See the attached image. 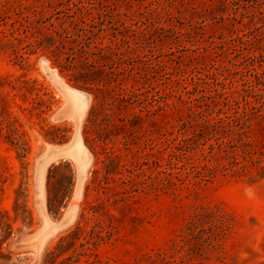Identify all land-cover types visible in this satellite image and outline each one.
I'll return each mask as SVG.
<instances>
[{"label": "rangeland", "instance_id": "1", "mask_svg": "<svg viewBox=\"0 0 264 264\" xmlns=\"http://www.w3.org/2000/svg\"><path fill=\"white\" fill-rule=\"evenodd\" d=\"M94 1L113 5L142 51L143 82L126 87L150 115L134 131H146L145 151L161 164L145 175L172 187L122 196L116 174L105 185L83 136L93 92L47 50L20 62L1 46L0 264H264V115L245 105L263 88L254 77L264 73V0ZM49 71L87 95L79 125ZM77 143L87 164L79 186L78 160L60 152ZM168 146L180 148L174 169Z\"/></svg>", "mask_w": 264, "mask_h": 264}, {"label": "trees", "instance_id": "2", "mask_svg": "<svg viewBox=\"0 0 264 264\" xmlns=\"http://www.w3.org/2000/svg\"><path fill=\"white\" fill-rule=\"evenodd\" d=\"M154 12L156 17L160 16L156 10ZM119 18L113 5L107 3L102 6L94 0H56L52 3L47 0H0V47H16L14 57L20 62L25 60L24 55L37 49L47 50L59 68L73 73L77 84L89 87L93 92L90 94L91 102L96 106H90L83 136L93 157L104 169L103 183L108 185L109 176L116 174L119 176L113 180L119 187L116 194L126 196L141 192L157 195L172 186L164 184L158 178V172L154 178L151 174L145 175L147 170L157 171L161 164L157 159L150 160L152 153L145 151L154 150L153 140L146 137V131L141 127L134 131L142 121V114L149 116L150 111L139 99L140 95L126 87L130 81L134 84L143 82L144 78L134 68L135 58H140L142 51L134 42L135 36L128 34V27L121 24ZM108 29H112L110 34ZM248 54L252 63L262 58ZM254 79L256 86L263 88L254 92L255 106L250 102H245V105L262 116L264 73ZM143 85L139 91L144 89ZM98 95H101V100ZM131 107L137 108L138 113L130 111ZM210 120L215 121L213 118ZM215 122L225 121L219 118ZM205 123L209 124V121ZM215 127L212 126L213 132ZM138 142H142V148L138 147ZM94 147L98 148L97 152ZM167 149L170 153L165 158V166L174 169L172 160L179 156L180 148L168 146ZM94 174L100 172L95 171ZM214 175V170H208L202 177L208 181ZM99 187L102 188L101 185ZM86 190L92 188L87 186ZM224 231L222 229L220 236L213 240L202 241L198 251L220 239Z\"/></svg>", "mask_w": 264, "mask_h": 264}, {"label": "bare ground", "instance_id": "3", "mask_svg": "<svg viewBox=\"0 0 264 264\" xmlns=\"http://www.w3.org/2000/svg\"><path fill=\"white\" fill-rule=\"evenodd\" d=\"M44 66L46 68V63H44ZM49 74H50L51 78L61 87L63 93L67 97L71 98L70 99L71 100L70 101L71 118L73 119V121L77 125H79V123H80V121L82 119L81 117H82L83 111H84V109L87 106V96L84 93H82V92L70 89V88H68L66 86H63L61 81H60V79L58 78V76L55 74L54 71H49ZM78 139H79V137H78ZM79 150H80L79 144L77 143L74 146V148L72 149V151L69 150V149H62L60 152L63 153V154L64 153H68V154H70L71 156H73L74 158H76L78 160V151ZM77 166H78V169H79V176H78V179H77V185L79 186L81 184L82 180H83L84 169L87 167V164L78 160L77 161Z\"/></svg>", "mask_w": 264, "mask_h": 264}, {"label": "flooded vegetation", "instance_id": "4", "mask_svg": "<svg viewBox=\"0 0 264 264\" xmlns=\"http://www.w3.org/2000/svg\"><path fill=\"white\" fill-rule=\"evenodd\" d=\"M79 148H80V150H82V147L79 146ZM80 150H79V151H80ZM79 151H78V153H79Z\"/></svg>", "mask_w": 264, "mask_h": 264}, {"label": "water", "instance_id": "5", "mask_svg": "<svg viewBox=\"0 0 264 264\" xmlns=\"http://www.w3.org/2000/svg\"><path fill=\"white\" fill-rule=\"evenodd\" d=\"M87 96V95H86Z\"/></svg>", "mask_w": 264, "mask_h": 264}]
</instances>
